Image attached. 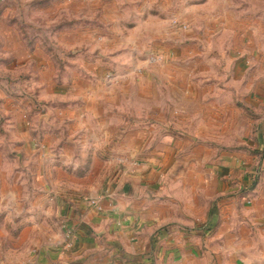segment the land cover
Returning a JSON list of instances; mask_svg holds the SVG:
<instances>
[{
  "label": "rangeland",
  "instance_id": "rangeland-1",
  "mask_svg": "<svg viewBox=\"0 0 264 264\" xmlns=\"http://www.w3.org/2000/svg\"><path fill=\"white\" fill-rule=\"evenodd\" d=\"M95 65L105 70L102 76L92 72ZM76 72L84 81L98 78L123 88L121 125L150 123L156 136L165 130L173 142L195 138L178 135L177 84L171 81H185L186 94L251 84L248 101L235 99L236 109L217 103L219 114L204 119L205 134L195 141L216 146L218 156L253 157V165L245 161L235 174L219 175L217 194H247L250 201L264 185V0H0V264H31L39 250L63 243L65 225L53 194L56 184L64 188L66 172L101 179L111 176L115 162L134 161L119 151L50 150L44 144L48 132L38 130L47 111L44 84ZM139 82L152 103L136 93ZM196 105L207 114L209 104ZM149 111L152 118L129 119ZM214 120L216 133L207 134ZM67 144L73 146L61 143ZM68 157L83 166L46 162ZM210 232L212 238L218 233ZM228 234L232 246L221 245L218 236L202 247L206 264H264V223Z\"/></svg>",
  "mask_w": 264,
  "mask_h": 264
},
{
  "label": "crops",
  "instance_id": "crops-1",
  "mask_svg": "<svg viewBox=\"0 0 264 264\" xmlns=\"http://www.w3.org/2000/svg\"><path fill=\"white\" fill-rule=\"evenodd\" d=\"M104 71L99 65L92 70L96 76ZM66 73L44 84L48 90L41 92L47 111L40 118L38 130L48 132L44 144L48 141L50 150L119 151L126 154L122 159L134 161H112L117 168L101 179L88 172L82 177L71 170L66 172L64 188L56 184L58 194H53L66 236L57 248L39 250L31 264H206L208 256L202 247L209 246L211 240L216 242L219 236L221 245L232 246L227 242L231 236L228 232L238 228L247 231L253 224L264 223V185L255 190L257 194H252L250 201L247 194H217L219 175L235 174L245 161L253 165V157L229 152L218 156L216 146L195 141L197 135L205 134L204 119L212 114L216 118L217 103L222 101L231 110L236 109L235 99L248 101L249 92L245 91L251 84L241 89L231 83L235 91L219 84L227 93L212 85L204 88L205 93L200 89L196 94H186L185 81H171L177 84L178 135L195 138L189 142V136H177L173 142L174 137L165 130L156 136L158 129L150 123L121 125L119 95L123 88L119 90L98 78L84 81L77 72L66 77ZM143 82L150 87L153 83L145 78ZM143 82H139L136 93L151 95L141 89ZM192 88L190 85L189 90ZM147 98L152 103L151 96ZM197 103L209 104L207 114ZM152 117L149 111L129 119L138 122ZM207 129V134H215L216 121ZM62 141L73 146L62 147ZM46 162L51 167L62 162L82 165L69 157ZM6 194L20 193L8 190ZM90 199H97L100 207ZM212 229L218 232L214 238V232L210 235Z\"/></svg>",
  "mask_w": 264,
  "mask_h": 264
},
{
  "label": "built area",
  "instance_id": "built-area-1",
  "mask_svg": "<svg viewBox=\"0 0 264 264\" xmlns=\"http://www.w3.org/2000/svg\"><path fill=\"white\" fill-rule=\"evenodd\" d=\"M91 203L92 204H97L98 206H99V204H98V200L97 199H91ZM100 207V206H99Z\"/></svg>",
  "mask_w": 264,
  "mask_h": 264
}]
</instances>
